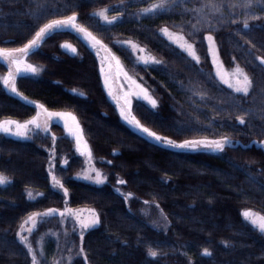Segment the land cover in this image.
<instances>
[{"label": "trees", "instance_id": "1", "mask_svg": "<svg viewBox=\"0 0 264 264\" xmlns=\"http://www.w3.org/2000/svg\"><path fill=\"white\" fill-rule=\"evenodd\" d=\"M156 1L0 0V48L22 47L45 23L76 13L77 23L107 45L156 97V109L143 102L134 107L145 127L176 142L228 136L239 143L223 152L179 149L133 130L108 97L98 59L83 33L56 29L27 55L44 66L41 76L17 75L16 93L0 81V121L28 120L41 111L38 104L71 111L108 182L97 185L73 177L75 162L58 166L56 176L68 190L65 197L46 170L49 139L0 134V173L8 178L0 184V264H31L19 240L20 226L33 213L66 203L100 213V225L83 237L88 264H264V234L242 215L245 210L264 215V66L256 59L264 56V5L177 0L167 11L144 13ZM233 3L238 6L231 7ZM105 9L109 18L118 17L111 24L99 15ZM164 27L196 45L199 64L160 31ZM208 34L215 37L221 63L228 69L239 66L252 78L247 96L217 77L207 52ZM128 41L162 63L144 64ZM65 42L76 48L75 54L63 48ZM8 71V63L0 60V76ZM49 129L50 137L63 133L58 124ZM121 179L132 198L117 191ZM144 201L154 202V209ZM155 208L163 210L168 226L156 223ZM149 248L160 255L149 256ZM204 248L213 255H203ZM47 251L44 262L51 259ZM75 264L85 263L76 258Z\"/></svg>", "mask_w": 264, "mask_h": 264}, {"label": "snow or ice", "instance_id": "2", "mask_svg": "<svg viewBox=\"0 0 264 264\" xmlns=\"http://www.w3.org/2000/svg\"><path fill=\"white\" fill-rule=\"evenodd\" d=\"M177 3V0H160L159 3H153L149 7L143 9L144 13H153L157 10H169L170 7H174ZM254 3H258L259 5H264V0H245V3L242 5L244 7H252ZM208 5H204V7H207ZM237 3H233L231 7L235 8ZM211 7L215 8L217 11L220 10L219 5L212 4ZM201 9H196V11H202ZM100 16L103 17V19L111 24L113 21H115L118 17L113 16L109 18L107 15V10L99 13ZM122 15V13H121ZM252 19H258V17H251ZM233 24L237 23L236 21H232ZM72 28L76 30L79 33H83L84 37L91 41L92 46L96 48L103 47L106 52H109L110 50L107 49V46L103 45L101 41L97 40L95 36L92 35L91 32L88 31L87 28L83 27L82 25H79L77 23V14L73 13L72 15L65 16L60 19H52L48 23H45L42 27L39 28V30L35 33V36L28 40L26 44H24L22 47L18 48H0V57H3L9 67V71L5 77H3V84L7 86L13 93L17 92L15 78L20 73H34L38 74L41 69L38 68L36 65L28 63L26 60V57L28 53L34 49L39 47L40 42L44 39L46 35H48L51 32H54L56 29L60 28ZM243 27L244 29L249 28L248 20L245 19L243 21ZM195 28V26H193ZM164 35L167 36V38L172 41L175 45L178 46L179 49H181L184 53L187 54L188 57L192 59L196 64L200 63L201 57L196 52V45L194 43L188 42V40L179 33H173L171 32L167 27H164L160 30ZM207 41V52L210 54L212 58L213 65H216L217 68H219V61H218V55H219V48L217 47L215 37L212 34H208L205 37ZM131 45L133 49L139 50V46L134 44L131 41L127 42ZM64 47H71V45H64ZM75 51V49H72ZM97 55H100V52H97ZM259 60V63L261 66H264V56H260L256 58ZM140 60L144 64L149 63H156L160 64L161 61L156 60L155 57H146L142 56L140 57ZM113 61H115V68L119 71V74L127 79L130 84L136 85V87L139 89L137 92H133L131 90L124 92L122 97L113 96L114 99H116L117 105L120 108V115L124 118V120L131 125L133 128H135L138 132H141L145 135H147L149 138L154 139L157 143H160L162 145L173 147V148H179V149H189V150H199L201 148L209 149L214 152H223L225 147L227 145L235 146L237 142H233L230 137L228 136H221L216 139H209L207 137L201 138V139H185L182 143H176L172 139H169L168 137L160 136L155 131H152L150 128L145 127L134 115H131V106H132V96H138L144 100H147L148 103L152 106V108H157L158 101L152 97V95L148 92V89L144 88L143 85L137 84V82L131 77L128 76L127 72H125L120 65V61L117 57L112 55H106L102 57L101 59V71L105 72L104 65L107 64L108 69L111 70L113 68ZM109 72H105V84L109 86V92L112 94L111 85L109 84ZM217 77L224 83L227 84L229 88L233 89L236 93H243L245 96L248 95L250 89L253 87V80L252 78L244 72L243 69H241L239 66L236 67L235 70V82H232L230 79L226 78L224 75H222L219 70L216 73ZM19 94V93H18ZM22 95V94H20ZM26 99V98H25ZM46 116V119L43 123L40 121V114L38 113L37 116L33 117L31 120L26 121L25 123H20L18 121H11V120H5L3 122H0V132L3 133H9L12 135H16L19 137L28 138L29 135V125H33L35 129L42 130L44 132H49V121L53 117L61 118L63 119L65 123V127H67L68 132L70 135H72L77 144V149L84 155H87L89 159L91 160L92 152L90 147L87 144V141L84 139L83 135V129L80 126L77 118L69 112H50L48 111L43 104L36 105ZM239 123L241 125L245 124V118L244 116L238 117ZM15 126V129H13L12 126ZM52 139H55L54 134L52 135ZM63 163L65 165L68 164V160L64 159ZM51 167L49 171H51ZM86 178L94 180L97 184H103L105 180L107 179L106 176H104L99 171H96V175L93 177L91 175H86ZM53 184L61 189H63L65 195H67L68 190L64 188L63 183L59 181L56 176L53 174L52 176ZM8 182V178L4 176L2 173H0V184H6ZM119 184L123 185L126 184V181L123 179L118 181ZM119 189H117L118 191ZM132 193H128L126 198H131ZM146 205H149V201H144ZM157 208H159V205H155ZM90 215L85 218L80 213L75 212L72 209H66L65 211H59L57 209H48L46 213H44L45 216H51L58 214L61 218L65 217V214L69 216L75 217V222L79 225V237L81 241V245L79 247V253L78 255H82L84 261H88V255L85 252L83 248V237L85 231L95 228L101 223V217L100 213L97 212L95 209H91ZM161 214L163 215V210L161 209ZM40 213H33L31 216H29L25 221L24 224H28L31 222L32 226L31 228H27L26 231L31 233L33 231V228L36 227L37 220L36 217L40 216ZM243 217L246 220H249L252 225H254L261 234H264V215H258L256 213L251 212L250 210H245L242 213ZM164 219L167 221V217L164 216ZM170 223V222H168ZM25 231V228L23 225L21 226L20 232L18 233L20 242L27 247L29 253L31 254V264H40L39 260L37 259V253L32 248L31 244L29 243L28 237L23 235ZM126 243V242H125ZM227 246L228 242H224ZM203 255L205 256H212L213 253L208 249H203ZM148 255L156 258L160 255V253L152 248H149ZM69 261H71V257H69ZM56 264H59L57 261Z\"/></svg>", "mask_w": 264, "mask_h": 264}, {"label": "rangeland", "instance_id": "3", "mask_svg": "<svg viewBox=\"0 0 264 264\" xmlns=\"http://www.w3.org/2000/svg\"><path fill=\"white\" fill-rule=\"evenodd\" d=\"M159 2H160V0L156 1L154 3H159ZM173 33H175V32H173ZM41 42H40V44H41ZM125 44L133 51L135 57L138 58L139 60H140V57H142V56L151 57L150 54H148V52L143 47L139 46V50H137V49H133L130 44H128V43H125ZM88 45L93 50V52L95 53V55H96V57L98 59L100 74H101V77H102V82H103V86H104V88L106 90V93H107L108 97L110 98V100L113 102V104L116 106V108H117V110H118V112L120 114V108L117 105L116 99H114L113 96L115 95L117 97H122L124 92H126V91L131 90L133 92H137V91H139V89L136 87V85L130 84L127 79L123 78L119 74V71L115 68V61H113V68L111 70L108 69L107 64L104 65L105 72H109L110 71L109 84L111 85V89H112V94H110L109 86L105 84V72L101 71V59H102V57H104L106 55H112V56L117 57L119 59V61H120V65L122 66L123 70L125 72H127L128 76H131L137 82V84L143 85V87L146 88V89H148V88L142 82H140L131 72H129V70L125 67L123 62L120 60V58L115 53H113L111 51L106 52L103 47H100V48L93 47L92 43H90V42H88ZM103 45H105V44H103ZM105 46H107V45H105ZM36 49H38V47L32 49L31 51L36 50ZM107 49L109 50L108 46H107ZM97 52H100V55H97ZM0 60L5 62V63H7V61L3 57H0ZM26 60H27L28 63L36 65L38 68L41 69V71L38 74H34V73H20L19 75H28V76H33V77L41 76L42 73L44 72V66H42V65H40L38 63H35V62H31L30 60H28L27 57H26ZM218 61L220 62L219 63V68H217V66L215 65V73H217V71L219 70V72L222 75H224L226 78L230 79L232 82H235V78H236L235 77V70H236V68H233V69L226 68L221 63V61L219 60V57H218ZM6 75H7V73L0 76V81H1L2 84H3V79L2 78L5 77ZM3 86L5 88L9 89L4 84H3ZM148 92L152 95V97H154L156 99V97L153 95V93L149 89H148ZM131 99H132V106H131V110H130L131 111V115L135 116L134 107H135L136 103H138V102H143V103H145L146 105H148L149 107L152 108V106L148 103L147 100H144V99H142V98H140L138 96L133 95ZM152 109H154V108H152ZM47 110L50 111V112H69V113H72L71 111H64V110H49V109H47ZM39 114H40V121H41V123H43L45 121V119H46V116H45V114L42 111H40ZM72 114L77 118V116L74 113H72ZM35 116H37V115H35ZM32 118H30L28 120H31ZM121 119L129 127H131L133 130L137 131L135 128H133L131 125H129L124 120V118L122 116H121ZM5 120L18 121L20 123H25L26 121H28V120H16V119H12V118H6V119L1 120L0 122H3ZM77 120H78V122H79V124L81 126V123H80L78 118H77ZM51 124H58V125H60L63 128V133L61 135L55 134L54 135L55 136L54 140L52 139V137H50V132H44L42 130H37V129H35V127L33 125H29L28 138L19 137V136H16V135H12V134H9V133H3V132H0V134L5 135V136H9V137H12V138H15V139H20V140H31L35 136H38L40 138L49 139L50 143L45 146V149L47 150V152L49 154V161H48V165L46 167V170H47L48 175L51 178L52 186L55 189H57L58 191L62 192V194L65 197L67 195H65L63 189L55 186L53 184V180H52L53 174L56 176V170H57L58 166H67L71 162H75V163L78 164V170L73 175V177H75L77 179H80V180H84V181L90 182L92 184H97V183L94 182V180L86 178V175H91V176L94 177L96 175V171H99L100 173H102L104 176L107 177V179L105 180L104 183L108 182V173L104 169H102L99 166V164H98L100 159H98V158H96L94 156L92 150H91L92 156H91V160H90L87 155L82 154L77 149L76 140H75V138L72 135L69 134L67 127H65V123H64L63 119L57 118V117H53L49 121V128H50ZM12 127H13V129H15L14 125ZM49 131H50V129H49ZM138 133H140L142 135H145V134H143L141 132H138ZM83 135H84V132H83ZM145 136L148 137L147 135H145ZM84 139L86 140L85 135H84ZM176 143H182V142H176ZM87 144H88V142H87ZM88 146H89V144H88ZM171 148H173V147H171ZM64 159L68 160V164L67 165H65L63 163ZM50 167L52 169L51 171H49ZM56 178H57V176H56ZM59 181H61V180H59ZM97 185H100V184H97ZM116 189H119L118 190L119 192H121V193H123V194H125L127 196L128 192H126L121 187L120 184H118L116 186ZM132 197H133V195H132ZM147 207L151 208V209H154V207H151L150 204L147 205ZM53 209H57L59 211H65L66 209H72L75 212L80 213L85 218H87L90 215V211L89 210L94 209V208H91V207L71 208L66 203L61 208H53ZM159 210L156 209V211L154 213V215L156 217V221H157L156 223H158L159 225H161L163 227H166V225L168 226V224H169L168 223V219L166 221L164 219L165 215L164 214L162 215L161 211H159ZM44 213H46V212L40 213L41 215L36 217L37 224H36V227L33 228V231L31 233L26 231L27 228L33 227L31 222H29L28 224H24V223L22 224L23 227L25 228V231H24L23 235L28 237L29 243L31 244L32 248L37 253V259L39 260L40 264H56L57 261L59 262V264H75V259L76 258H81L85 264H88V261H84L82 255H78L79 247L81 245V241H80V237H79L80 229H79V225L75 222V217L74 216H69V215H67V213L65 214L64 218H61L58 214L51 215V216H45ZM253 213H255V212H253ZM246 221L251 223L249 220H246ZM21 226L19 228L18 233L20 232ZM87 231H85V233ZM47 246L49 248H47ZM47 249H48V251H47ZM46 251L51 256V259L48 262H44V256L46 254ZM30 256H31V254H30ZM69 257H71V261H69Z\"/></svg>", "mask_w": 264, "mask_h": 264}, {"label": "water", "instance_id": "4", "mask_svg": "<svg viewBox=\"0 0 264 264\" xmlns=\"http://www.w3.org/2000/svg\"><path fill=\"white\" fill-rule=\"evenodd\" d=\"M88 42H91V41H89L88 39H86ZM71 45V47H64V45ZM63 48L66 50V51H68V52H70L71 54H75L76 53V48L71 44V43H69V42H65L64 44H63ZM75 49V51H73L72 49Z\"/></svg>", "mask_w": 264, "mask_h": 264}]
</instances>
